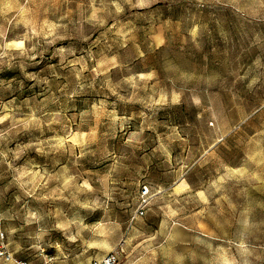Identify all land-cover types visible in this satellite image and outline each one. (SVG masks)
Returning a JSON list of instances; mask_svg holds the SVG:
<instances>
[{"label":"rangeland","instance_id":"rangeland-1","mask_svg":"<svg viewBox=\"0 0 264 264\" xmlns=\"http://www.w3.org/2000/svg\"><path fill=\"white\" fill-rule=\"evenodd\" d=\"M0 249L264 264V0H0Z\"/></svg>","mask_w":264,"mask_h":264},{"label":"built area","instance_id":"built-area-1","mask_svg":"<svg viewBox=\"0 0 264 264\" xmlns=\"http://www.w3.org/2000/svg\"><path fill=\"white\" fill-rule=\"evenodd\" d=\"M149 194V189L144 186L141 191V203L139 207L134 212L133 219H136L137 217L141 216L145 212V206L147 203V197ZM119 251L118 250H111L110 252L103 255L100 259L94 260L91 264H121L120 258H119ZM0 257L4 259L6 262L13 261V258L10 254H8L6 251L0 249ZM16 264H27L26 261H15Z\"/></svg>","mask_w":264,"mask_h":264},{"label":"snow or ice","instance_id":"snow-or-ice-1","mask_svg":"<svg viewBox=\"0 0 264 264\" xmlns=\"http://www.w3.org/2000/svg\"><path fill=\"white\" fill-rule=\"evenodd\" d=\"M140 2L143 3V0H140ZM22 46H23L22 42L16 45V47H22ZM200 195H203V194L201 193Z\"/></svg>","mask_w":264,"mask_h":264}]
</instances>
